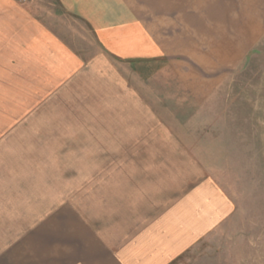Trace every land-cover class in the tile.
Returning <instances> with one entry per match:
<instances>
[{"label": "crops", "instance_id": "crops-1", "mask_svg": "<svg viewBox=\"0 0 264 264\" xmlns=\"http://www.w3.org/2000/svg\"><path fill=\"white\" fill-rule=\"evenodd\" d=\"M180 3L0 0V153L11 158L0 159V264H173L234 215L233 199L203 168L240 145L231 105L252 102L228 100L227 90H255L258 74L264 87V0ZM46 5L86 22L96 59L63 41ZM87 70L110 89L104 118L90 114L74 129L72 165H82L50 183L11 157L27 145L2 150L1 140L17 137L16 122L34 117L23 111L50 89L81 86Z\"/></svg>", "mask_w": 264, "mask_h": 264}, {"label": "rangeland", "instance_id": "rangeland-1", "mask_svg": "<svg viewBox=\"0 0 264 264\" xmlns=\"http://www.w3.org/2000/svg\"><path fill=\"white\" fill-rule=\"evenodd\" d=\"M176 1L178 6L180 2L192 1L195 8L200 6L201 0ZM41 11L53 17L50 20L52 29L84 61H92L96 59V55L99 56L100 46L95 42L93 31L86 22L67 13L54 16L53 7L48 5L45 11ZM105 58L112 62L113 58L110 56L105 55ZM101 60L103 62V59ZM260 76L258 74L256 83L253 82L256 84L255 90L243 89L240 94L238 89H229L227 90L229 96L228 94L225 96L228 100L236 96L238 102L243 103L245 100L252 102L231 105L234 115L239 114L238 120L235 121V127L241 132L239 147L235 146L232 152L229 151L232 146L222 147L221 152L212 155L214 160L209 156V160L204 162L203 170L214 173L221 186L233 199L234 215L210 233L207 240L173 264H264V87H258L262 84ZM77 78L75 84L80 82L81 86L73 88L72 82L70 84L66 82L70 87L66 92L65 88L68 85L60 90L50 89L48 97L39 98L40 103H35L31 110L27 109L25 112L19 109L18 112H31L34 115L33 119L17 121L14 128L22 130L17 133V137L10 138L11 141L9 137H2L1 140L4 147L2 150L6 149L8 144L27 145L28 152L11 153V157L15 161H26L27 164L32 162L33 168L36 167L38 172H46L51 179L50 183L58 176L62 182L60 174L71 178L74 170H78L77 167L82 165H72L73 156H76L73 144L74 129L84 128L82 126L88 123L85 118L90 114H101L103 120L104 100L110 95V89L105 85L103 77L93 70H87L84 74L82 72V76ZM244 80L242 78L240 82L243 84ZM8 108L9 105H1L2 113ZM30 128L39 131L35 132V136L23 132ZM101 135L97 144L104 143L103 132ZM88 141V137H81L79 140L82 144H88ZM80 155L82 161L87 160L88 154ZM93 155L101 160L105 156L104 153ZM204 155L207 156L203 153L194 154V158ZM0 159L9 161L10 153H0ZM81 172H87V169H81ZM63 182H68V179Z\"/></svg>", "mask_w": 264, "mask_h": 264}]
</instances>
